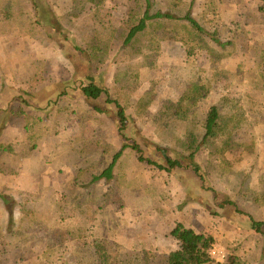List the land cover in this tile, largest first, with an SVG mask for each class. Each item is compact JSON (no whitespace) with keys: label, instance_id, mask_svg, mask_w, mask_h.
Instances as JSON below:
<instances>
[{"label":"rangeland","instance_id":"obj_1","mask_svg":"<svg viewBox=\"0 0 264 264\" xmlns=\"http://www.w3.org/2000/svg\"><path fill=\"white\" fill-rule=\"evenodd\" d=\"M160 2L170 5L166 0ZM210 2L198 0L194 14L204 15L223 41L234 43V47L226 50L211 43L224 58L194 50L191 35L179 32L176 40L162 42L159 51H146L139 58H131V53L116 42L100 71L105 74L112 99L125 106L142 135L154 144L176 150L182 148L180 141L186 135L185 125L173 122L164 131L156 121V114L167 101L180 106L191 104L192 95L188 91L191 77H198L210 89L206 99L195 109L200 120L213 105L224 111H229L234 103L241 105L249 119L238 138L252 146L249 150L240 148L234 152L215 146L203 152L199 161L210 173L211 183L220 198L236 201L243 211L264 221V60L261 57L264 13L260 11L258 0H223L215 6ZM55 5L66 15L73 2L56 0ZM126 10L124 4L114 7L112 20H123ZM87 17L75 22L84 26ZM64 26L78 41L75 27ZM0 32V39H3L0 42V74L5 80L2 86L29 82L40 69L34 61L43 62L41 68L45 70L46 80L59 84L72 78L75 66L67 56L70 53H65L55 41L37 35L17 37ZM127 70L133 74L128 77L130 80L122 75ZM116 78L122 79L126 91L116 83ZM91 111L90 107L80 109V113L90 115L86 131L80 129L74 113L58 121L55 132H59V136L48 135L40 155H32L34 159L30 164L35 166L26 173L29 178L24 174L9 177L0 173V192L16 200L11 232L8 231L9 214L0 200V264H99L95 256L97 245L104 246L114 256L109 264L162 263L178 249L170 235L178 223L215 238L216 246L224 248L228 255L238 256L241 264H264L261 233L245 226L237 217L213 216L201 202L187 198L188 188L181 179L187 176L184 172L172 175L162 172L139 162L130 151L122 159L114 181H94L104 166L99 149L94 147L90 161L99 165L74 185H62L55 192L58 185L57 180L50 178L52 173L59 176L76 173L72 169H60L62 166L65 169V165L59 162L69 159L65 153L67 149L73 148V152L82 154L85 143L91 140L109 142L118 149L122 147L115 121L106 115L92 116ZM2 119L0 115V126ZM18 128L15 124L9 125L1 132L0 141L23 145L26 134ZM132 130L130 127L129 134ZM69 138L72 143L69 147L63 146ZM223 155L230 161L231 169ZM20 157L21 152L15 159L21 161L23 167L26 158L23 156L19 160ZM56 166L60 167V173ZM209 166L212 168L208 169ZM54 168L56 171L52 170ZM36 176H39L36 179L39 184L26 183ZM146 251L151 255L145 256Z\"/></svg>","mask_w":264,"mask_h":264},{"label":"trees","instance_id":"obj_2","mask_svg":"<svg viewBox=\"0 0 264 264\" xmlns=\"http://www.w3.org/2000/svg\"><path fill=\"white\" fill-rule=\"evenodd\" d=\"M166 1L170 2V5H163L160 0H72L73 7L65 15L58 10L56 0H0V30L17 37L37 35L55 41L65 53H70L67 56L75 66L72 78L58 84L46 80L45 70L41 68L43 62L34 61L40 69L29 82L24 85L2 86L0 106L3 108L0 109V115L3 119L0 134L9 125L15 124L27 135V139L21 146L0 141V173L16 177L21 169V161L19 163L15 159L18 153L21 152L19 160L32 157L35 152L40 151L48 135L54 133L57 138L59 132H55V126L60 119H66L71 110L80 129L86 131L90 115L86 112L80 113V109L90 107L92 116L106 115L115 121L122 147L118 149L109 142L91 140L85 143V151L82 154H76L73 148L67 149L65 153L69 159L59 162V165H65V169L64 166H56L57 170L60 173L61 170L72 169L76 175L68 183H63V187L74 185L81 177L87 175L88 171L99 165L98 162L90 161V152L94 147L99 149L104 161L103 169L96 174L94 181H114L121 169L122 159L125 158L126 152L130 151L135 153L139 162L154 166L162 172L170 175L184 172L187 176L181 179L184 187L188 188L187 198L201 202L215 217H237L242 224L264 236V221H258L243 211L236 201L220 198L211 183L210 173L205 171L199 161L203 152L215 146L230 152L240 148L249 150L252 145L238 138L249 119L241 105L234 103L229 111L213 105L200 120L199 112L195 109L206 99L210 89L202 84L198 77H191L188 80V91L192 95L191 104L180 106L167 101L156 114V121L164 131L173 122L185 125L186 135L184 140L182 138L180 141L182 148L176 150L154 144L142 135L134 118L127 113L122 103L112 99L106 86L105 74L100 70L116 42L121 43L124 51L131 53V58H139L146 51H159L162 42L176 40L179 32L191 35L192 48L206 51L211 57L224 58L220 52L215 51L211 43L223 50L234 47V43L223 41L219 37V31L213 29L211 22H206L204 15L194 14L198 0ZM258 1L261 2L260 11L264 13V0ZM218 2L222 3L223 0H211L210 3L215 6ZM121 4L127 7L125 18L114 21L112 11ZM85 15H88V20L85 19L86 25L75 22ZM64 25L75 27L78 41L67 32ZM261 53L264 60V52ZM130 72H123V77L130 80L128 77L133 75ZM116 83L126 91L121 78H116ZM130 127H133V132L130 131L129 134ZM156 131L162 136L160 130ZM71 143L72 138H69L67 144L59 143V146L67 147ZM149 151L151 155L147 156ZM223 159L228 169H231V163L225 159V155ZM210 167L212 168H207ZM189 172H192L193 176L188 175ZM262 199L264 201V193ZM0 200L9 214L8 231L11 232L15 220L16 200L1 192ZM170 235L177 243L178 249L171 252L166 261L148 264H241L240 258L234 254H227L223 263H217L210 255V250L216 246L215 238L199 234L182 223H178ZM144 254L151 255L148 251ZM95 256L99 264H109L114 259L102 245L96 246Z\"/></svg>","mask_w":264,"mask_h":264},{"label":"crops","instance_id":"obj_3","mask_svg":"<svg viewBox=\"0 0 264 264\" xmlns=\"http://www.w3.org/2000/svg\"><path fill=\"white\" fill-rule=\"evenodd\" d=\"M1 38V37H0ZM3 40V39H2ZM2 40L0 39V42H2ZM1 51V50H0ZM15 72V68H13V73ZM0 79H1V81L0 82H2L1 83V87H0V89L2 88V85L4 84V76H3V74H0ZM68 79H66L65 81H67ZM10 85V84H9ZM15 85V84H14ZM14 85H10V86H14ZM72 98V97H71ZM76 100H79L78 98H75ZM79 101H81V100H79ZM82 102V101H81ZM3 107H1L0 106V109H2ZM72 111V110H71ZM71 111H69L68 112V114H70V113H73V112H71ZM57 127H59L58 126V124L55 126V128H57ZM19 130V129H18ZM57 130H58V128H57ZM25 138H27V135H25ZM113 145V144H112ZM115 147H117V146H115ZM34 154H36V155H40V151L39 152H35ZM30 159V160H29ZM32 159H34L33 158V156L32 157H28V158H26L25 159V163H24V165H23V167L21 166V169H20V173H19V175H25V176H27L28 177V175H26V173L28 172V171H30L34 166H35V164L33 163V164H30L31 163V161H32ZM29 160V161H28ZM30 165H29V164ZM41 161H39V165H41ZM42 169V168H41ZM53 170V169H52ZM23 172V173H22ZM32 172V171H31ZM28 174V173H27ZM39 175H43V174H39ZM62 175H64V174H62ZM75 173H71V174H68V175H64V176H59L58 174H55V173H52V175H50L51 177L50 178H52L53 180H57V185H58V187H57V189L55 190V192H57V191H59L61 188H62V185H63V183H68L69 181H71L74 177H75ZM29 176H30V173H29ZM38 177L39 176H36V177H33V178H31V181H29V182H27L26 181V183L28 184V183H36L37 182V180L36 179H38ZM43 177H46V178H48L47 176H43ZM29 178V177H28ZM32 180H34V181H32ZM37 184H39V182H37ZM47 192V191H46ZM172 230H173V228H172ZM171 230V231H172Z\"/></svg>","mask_w":264,"mask_h":264},{"label":"built area","instance_id":"obj_4","mask_svg":"<svg viewBox=\"0 0 264 264\" xmlns=\"http://www.w3.org/2000/svg\"><path fill=\"white\" fill-rule=\"evenodd\" d=\"M211 257L217 262V263H223L224 259L226 258V251L222 247L214 246L210 250Z\"/></svg>","mask_w":264,"mask_h":264}]
</instances>
